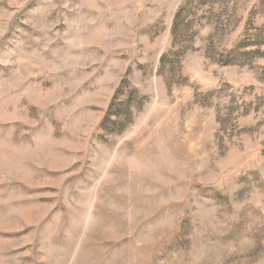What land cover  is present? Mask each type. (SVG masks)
I'll return each instance as SVG.
<instances>
[{"label":"rangeland","instance_id":"374dc122","mask_svg":"<svg viewBox=\"0 0 264 264\" xmlns=\"http://www.w3.org/2000/svg\"><path fill=\"white\" fill-rule=\"evenodd\" d=\"M0 264H264V0H0Z\"/></svg>","mask_w":264,"mask_h":264}]
</instances>
